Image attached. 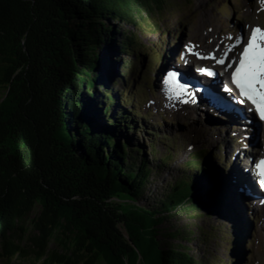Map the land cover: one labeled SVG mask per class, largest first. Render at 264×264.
<instances>
[{"label":"trees","instance_id":"obj_1","mask_svg":"<svg viewBox=\"0 0 264 264\" xmlns=\"http://www.w3.org/2000/svg\"><path fill=\"white\" fill-rule=\"evenodd\" d=\"M171 1L0 0V259L204 264L167 240H190L191 226L220 202L202 157L191 165L192 155L190 173L148 207L110 200L143 199L152 164L171 159V150L158 158L152 138L149 145L134 139L146 125L106 80L110 52L139 47L123 26L163 15ZM120 65L126 75L129 62ZM173 218L189 221L160 227Z\"/></svg>","mask_w":264,"mask_h":264},{"label":"rangeland","instance_id":"obj_2","mask_svg":"<svg viewBox=\"0 0 264 264\" xmlns=\"http://www.w3.org/2000/svg\"><path fill=\"white\" fill-rule=\"evenodd\" d=\"M263 3L264 0H173L169 3L171 4L169 8L163 11V15L148 16L135 28L131 25L123 26L124 31L136 33L139 46L137 49L130 54H119L117 49L110 52L115 62L106 79L107 82L111 84L113 81L119 96L124 92L126 99L132 100L129 103L125 102L128 109L129 107L138 109L137 111L149 120L147 131L145 128L139 131L137 125L135 126L138 133L133 131L137 136H134V139L136 138L135 140L141 144L149 145L152 138L158 158L172 151L169 162L164 164L160 158V161L157 160L152 164L153 182L150 178L151 181L148 183L143 199L131 201L114 197L113 200L148 207L163 198L164 192L171 183L176 182L186 172L190 173L185 166L192 155L189 161L191 165L202 157L209 168L206 177L208 190L212 188L213 199L223 204L219 202L203 212L204 216L197 219L199 224L191 219L197 224L190 225L191 230H196L190 240L179 237H171L167 240L186 245L190 253L204 264H264V204H260L259 198H255L251 193L247 195L243 192L242 183L245 181L241 172L244 167H240L242 157L251 154L249 147L256 145L262 147V144L254 135L256 127L254 129L255 123L251 115L244 116L243 119L235 117L234 113L224 115L218 110L211 111L214 108L195 104L194 98V103L187 104L189 107L186 108L184 97L177 99L182 104H175L176 94L166 90L167 93H172V98L166 96L168 101L174 99V102H169L168 105L164 94L158 91L161 83L155 74L159 73L163 63L173 62L179 68L183 66V63H187L185 60L182 64L178 63L175 57L181 51L185 59H188L189 48L185 45L186 36L198 42L196 49L198 47L199 52L200 50L202 52V47L209 43L212 36L221 41L222 47L224 40L223 53L229 46L235 44L238 37L246 42L253 26L264 29ZM247 27L245 36L240 35L241 31L243 32V29ZM221 30H225L224 36ZM204 33L209 34L206 42L201 39ZM194 41L192 46L195 44ZM239 48L240 46L233 48L235 54ZM169 51L172 52L169 53ZM193 58H196L194 54ZM208 60L204 59V61ZM128 62L129 66L126 67L127 72L124 75L122 72L124 68H121L120 64L127 66ZM197 92L199 91L195 94ZM173 104L176 108L178 107V110L168 109V106L172 110L175 109ZM241 106L245 110L249 109L243 104ZM161 118L168 122L162 123L159 121ZM248 121L253 125V128H249L250 131L247 130L246 122ZM148 131L156 132V134L151 137ZM261 131L260 128V138ZM201 150H207L205 155ZM235 182L239 183L238 187ZM253 190L255 191L256 188L253 187ZM188 221L173 218L171 221H165L160 227L174 230L173 225L185 227ZM200 227H204V231ZM239 227L245 228L246 231L239 232ZM161 237L160 233L157 238ZM248 239L253 240L254 244ZM0 264L9 263L0 259Z\"/></svg>","mask_w":264,"mask_h":264},{"label":"snow or ice","instance_id":"obj_3","mask_svg":"<svg viewBox=\"0 0 264 264\" xmlns=\"http://www.w3.org/2000/svg\"><path fill=\"white\" fill-rule=\"evenodd\" d=\"M240 44H243V49L239 53V59L233 58L228 62L229 53ZM191 50L189 48V51ZM195 54L201 59H213L219 65H226V69L231 70L232 83L238 88L242 97L239 102L243 104L244 98H246L254 105L260 118L264 120V29L259 26L253 28L246 43H244L243 38H236L235 44L229 46L219 58L216 57L215 53L208 56H202L198 52ZM199 71L209 76L216 74L208 68H202ZM174 75L170 76V80ZM257 168L261 177L260 183L264 185V160L260 161Z\"/></svg>","mask_w":264,"mask_h":264},{"label":"bare ground","instance_id":"obj_4","mask_svg":"<svg viewBox=\"0 0 264 264\" xmlns=\"http://www.w3.org/2000/svg\"><path fill=\"white\" fill-rule=\"evenodd\" d=\"M207 37H209V34L207 33H204L203 34V37L201 36V39H202V41H204V42H206V40H207ZM209 43L207 44V45H202L203 47H202V52H201V50H200V54L202 55V56H208L209 54H211V53H215L216 54V56H218L219 55V53H220V51L222 50L223 51V47H222V43H221V41L217 38V39H215V37L214 36H212V39H210L209 41H208ZM223 53V52H222ZM191 54H193V50H191V51H188V57L189 58H191L190 57V55ZM198 57V56H197ZM198 59L199 60H201V61H204V59H201L200 57H198ZM210 60V59H209ZM194 70H196L195 68H194ZM218 84V82H214V88L215 89H217L218 88V86H221V85H217ZM165 87H166V90H168V91H171V92H174L176 95L174 96V98H176V102H175V104H182V102H179L177 99H180L181 97H186V95H185V93L182 91V92H177L175 89H172L170 86H169V84H168V82L166 81V84H165ZM195 89V88H194ZM172 93H167V95L170 97V98H172V95H171ZM204 94V93H203ZM180 95V96H179ZM205 96H206V94H204ZM207 97V99L209 98V100L211 99V100H213L214 98L216 99V97L212 94V96H206ZM196 108V107H195ZM252 108V107H251ZM253 110V109H252ZM254 111V110H253ZM232 113H234V115H235V117H238L239 119L240 118H244V114H243V111L241 110V109H239V108H236L235 110H233L232 111ZM231 114V113H230ZM248 115V114H247ZM247 115H246V117H247ZM253 119V118H252ZM255 119H257V117H255ZM255 119H253V121H254V123H255V125H254V129H255V127H256V129L258 130V128H260V125H259V123H257V120H255ZM261 119V118H260ZM244 122H245V120H244ZM247 124H248V126H247V130H249L250 131V129L249 128H253V125H252V123H249V121L248 122H246ZM262 126V125H261ZM263 127V126H262ZM262 127H261V130H262ZM253 130H251V132H252ZM256 131V130H255ZM258 133H259V136H260V129H259V131H258ZM261 133H262V131H261ZM247 181H246V183L245 182H243L242 184H243V186H244V189H246V191H248L249 193H251V195H253L255 198H259V202H260V204H264V200H263V203H261V197H263V195L261 196V194L260 193H258V191H259V189L258 188H256V190L254 191L253 190V187L250 185V180H248V179H246ZM236 183V186L238 187V182H235ZM249 184V185H248ZM250 186H251V188H250ZM260 190H261V188H260ZM262 191L264 192V189H262ZM257 192V193H256Z\"/></svg>","mask_w":264,"mask_h":264},{"label":"water","instance_id":"obj_5","mask_svg":"<svg viewBox=\"0 0 264 264\" xmlns=\"http://www.w3.org/2000/svg\"><path fill=\"white\" fill-rule=\"evenodd\" d=\"M113 198H114V197H112L110 200H112V202H115V201L113 200ZM116 203H119V204L122 203V204H123L124 202L121 201V202H116ZM119 204H118V205H119ZM61 222L64 224L62 228H64V226L67 227L68 224H69V221H68V220L66 221L64 218L61 220ZM118 226H119V228L121 229V232H123V233L128 237V231H127L125 225H123L122 223H119ZM60 230L62 231L61 228H60ZM69 233H70V234H67V235L75 236L74 233H71L70 231H69ZM76 234H77V233H76Z\"/></svg>","mask_w":264,"mask_h":264}]
</instances>
